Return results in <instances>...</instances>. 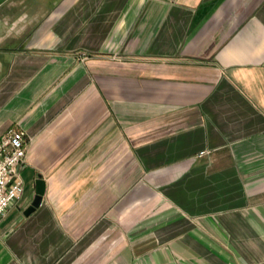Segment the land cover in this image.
<instances>
[{
    "label": "crops",
    "instance_id": "obj_1",
    "mask_svg": "<svg viewBox=\"0 0 264 264\" xmlns=\"http://www.w3.org/2000/svg\"><path fill=\"white\" fill-rule=\"evenodd\" d=\"M10 130L0 264H264V0H0Z\"/></svg>",
    "mask_w": 264,
    "mask_h": 264
},
{
    "label": "built area",
    "instance_id": "obj_2",
    "mask_svg": "<svg viewBox=\"0 0 264 264\" xmlns=\"http://www.w3.org/2000/svg\"><path fill=\"white\" fill-rule=\"evenodd\" d=\"M28 145L23 130H10L0 139V218L25 195L21 169L26 161Z\"/></svg>",
    "mask_w": 264,
    "mask_h": 264
},
{
    "label": "water",
    "instance_id": "obj_3",
    "mask_svg": "<svg viewBox=\"0 0 264 264\" xmlns=\"http://www.w3.org/2000/svg\"><path fill=\"white\" fill-rule=\"evenodd\" d=\"M45 190H46V182L41 176H39L36 180L35 197L31 202V204L25 209L24 211L25 215L29 216L42 204Z\"/></svg>",
    "mask_w": 264,
    "mask_h": 264
}]
</instances>
